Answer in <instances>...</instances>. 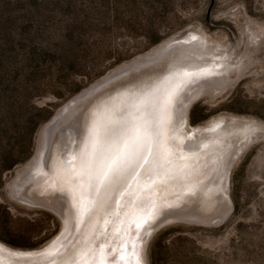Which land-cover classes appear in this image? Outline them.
Listing matches in <instances>:
<instances>
[{
    "label": "rangeland",
    "instance_id": "374dc122",
    "mask_svg": "<svg viewBox=\"0 0 264 264\" xmlns=\"http://www.w3.org/2000/svg\"><path fill=\"white\" fill-rule=\"evenodd\" d=\"M178 36L204 41L217 65L197 85L205 94L189 110V139L241 121L256 133L232 165L226 215L162 226L146 264H264V0H0L1 244L37 251L64 232V218L14 188L45 156L48 124L93 84ZM76 127L65 118L58 135Z\"/></svg>",
    "mask_w": 264,
    "mask_h": 264
},
{
    "label": "bare ground",
    "instance_id": "6f19581e",
    "mask_svg": "<svg viewBox=\"0 0 264 264\" xmlns=\"http://www.w3.org/2000/svg\"><path fill=\"white\" fill-rule=\"evenodd\" d=\"M204 44L168 40L57 119L59 112L45 129L54 133L45 156L19 173L14 188L21 201L55 209L64 232L40 253L0 243V264H146L154 229L226 215L232 165L256 132L241 121L189 139V110L205 94L197 85L217 66ZM132 63L139 66L128 69ZM73 116L74 132L58 135Z\"/></svg>",
    "mask_w": 264,
    "mask_h": 264
},
{
    "label": "water",
    "instance_id": "95a60500",
    "mask_svg": "<svg viewBox=\"0 0 264 264\" xmlns=\"http://www.w3.org/2000/svg\"><path fill=\"white\" fill-rule=\"evenodd\" d=\"M170 40L177 41V40H180V37H179V36H178V37H174V38H172V39H170ZM149 58H150L149 56H148V57H145V58L142 59V61L145 63ZM144 63H143V64H144ZM136 66H139V65H137V64H135V63H132V64H131V67H129L128 69L134 68V67H136ZM124 73H128V72L115 71V72L111 73L110 75L105 76V77L103 78V80H102L100 83H95V84H93L90 88H88L87 90L83 91V92H82L81 94H79L75 99H73L71 102H69V103L63 108V110H61V113L57 116V119H60V118H62V117H64V116H66V114L70 111L71 108L75 107L79 102L82 101V99H85V97H87L90 93H92L94 90H96V89H97V86H100L102 83H104V82H106V81L108 82V81H111V80H113V79H116V78L120 77V76H121L122 74H124ZM198 98H199V97H198ZM198 98H197V99H198ZM197 99H196V100H197ZM196 100H195V101H196ZM73 117H74V116H73ZM38 206H42V205H38ZM42 207L49 208V209H51L52 211L56 212L58 215H60L55 209H53V208H51V207H48V206H42ZM177 220L187 221V220L180 219V218H177V219L172 220V221H177ZM172 221H169V222H167V223L161 225L160 227L154 229V230L152 231L151 235L149 236L148 242L150 241V239L153 237L154 233H155L159 228H161L162 226H164V225H166V224H168V223H170V222H172ZM61 235H62V234H61ZM61 235H60V236H61ZM48 247H49V245H47V246L44 247L43 249H41V250H37V251H19V250H17V251L20 252V253H40V252L46 250ZM14 251H15V250H14Z\"/></svg>",
    "mask_w": 264,
    "mask_h": 264
},
{
    "label": "trees",
    "instance_id": "16d2710c",
    "mask_svg": "<svg viewBox=\"0 0 264 264\" xmlns=\"http://www.w3.org/2000/svg\"><path fill=\"white\" fill-rule=\"evenodd\" d=\"M16 163H17V162H15V163H13V164H11V165H8L7 169H8V170L12 169V167H13Z\"/></svg>",
    "mask_w": 264,
    "mask_h": 264
}]
</instances>
